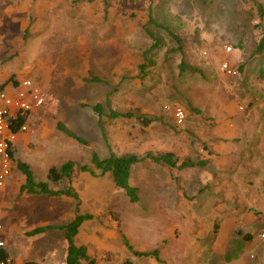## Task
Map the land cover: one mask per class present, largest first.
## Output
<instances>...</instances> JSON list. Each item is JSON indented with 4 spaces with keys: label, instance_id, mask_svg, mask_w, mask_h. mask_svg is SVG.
Listing matches in <instances>:
<instances>
[{
    "label": "rangeland",
    "instance_id": "1",
    "mask_svg": "<svg viewBox=\"0 0 264 264\" xmlns=\"http://www.w3.org/2000/svg\"><path fill=\"white\" fill-rule=\"evenodd\" d=\"M261 39L264 0H108L107 6L102 0H0V71H6L8 83L17 79L7 72L12 69L41 87L46 102L31 122L36 119L52 137L42 143L43 152L36 153L39 147L33 146L36 151L24 155V164L39 173L37 181L45 180L43 166L53 161L75 164L70 180L48 183L78 194L86 214L108 229V239L87 241L96 264L257 262L259 244L249 249L243 243L247 250L236 261L229 255L202 254V249L222 212L241 208L228 199L231 191L212 190L215 182L231 186L260 178L252 207L264 208V52H256ZM228 46L231 52L225 51ZM181 61L199 72L181 73ZM225 61L237 72L242 65V70L225 74ZM96 103L105 115L109 108L130 116L103 115L98 122L92 110ZM177 103L186 112L182 125L172 117ZM246 115L256 120L253 139L233 138L238 153L231 150L218 165L177 170L149 159L132 165L130 185L138 189L134 203L107 175L78 170L81 164L90 165L93 152L101 158L109 153L143 157L171 152L179 162H198L206 156L203 137H213L218 124L236 127ZM58 121L87 143L72 139L67 144L68 137L55 127ZM263 217L247 225L255 238L264 233ZM122 236L136 251L157 250L160 262L133 255ZM38 241L52 245L47 250H53L54 264L62 263L58 232ZM105 243L112 248L110 254Z\"/></svg>",
    "mask_w": 264,
    "mask_h": 264
},
{
    "label": "crops",
    "instance_id": "2",
    "mask_svg": "<svg viewBox=\"0 0 264 264\" xmlns=\"http://www.w3.org/2000/svg\"><path fill=\"white\" fill-rule=\"evenodd\" d=\"M7 72L11 75H16L17 79L7 83L2 90L13 92L19 81L26 78H20V75L23 74L21 71H12V69H10V71ZM4 74H6V71H0V85L6 81H10V78L7 79ZM42 108L35 110L29 117V124L31 127H36L34 128L35 134L31 135L27 132L17 134L16 139L12 144V152L14 153L12 158L13 162L11 164V172L6 178L4 184L0 186V242L2 243V246H0V264H12L14 261L15 264H25L27 262H34L36 264H54L55 254H53V250H47V248L52 245H43L40 243L41 241H38V238L47 234H54V232H58L62 237L61 245L64 251L61 264H65L67 242L64 238L63 230L56 227L66 225L76 216V214H86L78 194V200H75L68 196L27 194L25 192H21L20 190L25 178L24 175L17 169V163H25L24 161L27 159L24 158V155L33 154V152L36 151V148L33 147L35 145L36 147H39V150H37L36 153L43 152L42 143L48 138H52L51 136L47 137L49 135H47L43 127L41 128L38 126V121H35L36 119L31 122V119L36 117L37 112ZM252 114H254V112ZM253 116L254 115H252L250 120H247L249 117L248 115L244 116L243 118L246 121H240V117V120L237 121L238 124L236 127L230 125L227 126L224 123L218 124V126L214 128L213 137L202 138L205 142L207 150L205 151L206 156H202L203 159L201 161H207L206 165L208 162L218 165L219 162H221L219 158L224 155L227 156L231 153V150L238 153L236 152L237 148L235 149V147L231 144V140H233V138L246 139V141L253 139L254 131L256 129L253 125L256 121ZM70 140L72 139L68 137L67 144H69ZM261 152H264V145L261 148ZM216 159L218 160L215 163L214 160ZM13 165L16 167L17 172H12ZM206 165L202 167V169L206 168ZM52 166L59 165H57V162L53 161L52 164H48L45 167L43 166V172L41 173V175H44L45 177V180L43 181H47V172ZM235 167H237L236 163ZM31 172L34 180L39 182L36 179L39 173L33 171ZM211 180L213 179L211 178ZM260 182V178H256L255 180L251 179L249 183L233 184L231 186L226 185L227 183L225 184L224 182L222 184H219L218 181L215 182L212 190L216 188L220 189V191H231V193H228V199H230L231 202L234 201L238 203L241 208L236 206L230 207L227 214L226 211H223L221 218L212 223V231L209 232L208 237L207 235L206 238L203 237L205 238V241L208 242L207 244L203 242L204 246L202 254L224 257L225 255H229L233 256V261H236L240 258L239 254H242V252L247 250L243 249V243H246L249 249H252L253 247L255 248V246L259 244L257 245L259 247L258 258L255 257V260L257 261L255 264H264V233L260 234V239H262V241H260L259 238L254 237L250 228L249 231L246 230L247 225H251L252 222H257L259 218L264 216V208L256 209V207L253 208L254 206L252 204V202L257 200L259 196L260 190L257 189V187L260 185ZM227 187L230 189L226 190ZM50 189L59 190L51 187ZM247 201H249L248 204H246ZM223 208L225 209L224 206H222V209ZM98 221L96 218L84 221L80 225L78 233L74 238V244L76 246H84L90 257L95 256V254H89L87 241H95L98 237L108 239V237L111 236L106 226L99 225L100 223ZM45 227L55 228L33 234L35 229ZM213 231L216 232L212 233ZM237 231H240V234H238ZM244 235H247L248 238H245ZM235 238L242 241H235ZM105 246L106 251H104L109 253L110 251L108 250L111 248L110 244L105 243ZM223 263L226 264V262Z\"/></svg>",
    "mask_w": 264,
    "mask_h": 264
},
{
    "label": "trees",
    "instance_id": "3",
    "mask_svg": "<svg viewBox=\"0 0 264 264\" xmlns=\"http://www.w3.org/2000/svg\"><path fill=\"white\" fill-rule=\"evenodd\" d=\"M85 1L91 3L95 0H75V2ZM103 4L107 6L108 0H102ZM200 3H203L204 0H198ZM150 22L151 19H149ZM172 37L179 41L174 35L171 33ZM180 44V42H179ZM180 49V45H179ZM256 52L258 54H262L264 52V39L258 43ZM179 71L182 73L184 70H190L194 72H199L198 68L195 66L187 65L183 61H181L178 65ZM238 72L242 70V65L237 68ZM11 80V79H10ZM94 81H99V79H94ZM8 83L6 81L2 85H0V90ZM108 106V105H107ZM174 106H180L178 103L174 104ZM93 112L98 117V122H100V118L105 115L102 111V107L99 103H96L92 106ZM107 118H118V117H128L130 116L129 113H118L108 108V112L105 115ZM23 119L21 118L19 122ZM56 129L58 132L62 133L63 135L73 139L74 141L78 142L79 144L85 145L87 142L80 138L79 136L75 135L70 129L61 123H56ZM11 130L13 132L18 131V125L13 126L11 125ZM11 158L13 157V152L10 151ZM144 159H149L153 163L163 164L169 168H174L177 170H182L185 168L191 167H199L202 168L206 165L204 161L193 162L190 159H184L181 162L175 157V155L171 152L160 153V154H152L146 153L143 157H137L134 154H127L122 156H117L114 153H109L106 157L101 158L97 153L93 152L90 156V165L81 164L78 166V170L81 173H88L91 176H104L107 175L110 181L114 184V186L124 192L129 202H137V192L138 189L130 185V169L131 166L141 162ZM74 163L71 161H66L59 166H52L49 168L47 172V181L52 183H57L62 181L63 179L70 180L74 174ZM17 169L24 175V183L21 186V192H25L27 194H45L48 196H68L72 197L75 200H78L77 194L72 191L70 188L64 190H51L49 187V183L47 181H39L36 182L33 178V174L28 167V165L18 162ZM94 169L99 171V174H96ZM92 214H76V216L66 225L62 227H56L63 230L64 238L67 242V249H66V256H65V264H81L82 261L85 264H96V259L93 257L91 258L87 254V250L84 246H76L74 244V238L78 233V229L80 225L86 221L93 219ZM215 227V225H214ZM55 227H45V228H37L33 231V234L41 233L46 230H50ZM240 234V231H237ZM245 238H248L247 235H244ZM123 245L128 249L133 255L138 257H153L156 261L160 262L157 250L152 252H140L136 251L132 248L129 242L122 236ZM25 264H36L34 262H27ZM123 264H131L130 261L124 260Z\"/></svg>",
    "mask_w": 264,
    "mask_h": 264
},
{
    "label": "built area",
    "instance_id": "4",
    "mask_svg": "<svg viewBox=\"0 0 264 264\" xmlns=\"http://www.w3.org/2000/svg\"><path fill=\"white\" fill-rule=\"evenodd\" d=\"M225 51L231 52L232 47L228 46ZM221 70L229 76L238 74L226 61L221 64ZM44 104V94L33 79L26 78L19 81L13 92L0 90V186L10 175L12 161L10 151H12V144L17 134L35 132L29 124V117ZM164 109L167 110L168 107L165 105ZM171 111L176 125H182L186 119L185 110L181 106H174ZM21 118L23 120L19 122ZM11 125H18V131L13 132ZM0 246H2L1 242Z\"/></svg>",
    "mask_w": 264,
    "mask_h": 264
}]
</instances>
